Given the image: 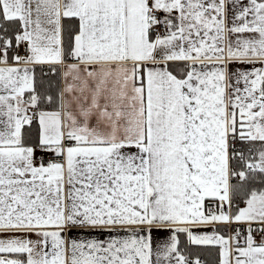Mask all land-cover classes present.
Instances as JSON below:
<instances>
[{"label":"snow or ice","instance_id":"1","mask_svg":"<svg viewBox=\"0 0 264 264\" xmlns=\"http://www.w3.org/2000/svg\"><path fill=\"white\" fill-rule=\"evenodd\" d=\"M0 264H264V0H0Z\"/></svg>","mask_w":264,"mask_h":264}]
</instances>
